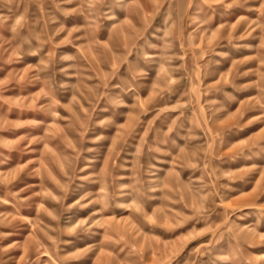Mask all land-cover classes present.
Here are the masks:
<instances>
[{
	"label": "rangeland",
	"instance_id": "rangeland-1",
	"mask_svg": "<svg viewBox=\"0 0 264 264\" xmlns=\"http://www.w3.org/2000/svg\"><path fill=\"white\" fill-rule=\"evenodd\" d=\"M0 264H264V0H0Z\"/></svg>",
	"mask_w": 264,
	"mask_h": 264
},
{
	"label": "bare ground",
	"instance_id": "bare-ground-1",
	"mask_svg": "<svg viewBox=\"0 0 264 264\" xmlns=\"http://www.w3.org/2000/svg\"><path fill=\"white\" fill-rule=\"evenodd\" d=\"M241 18L238 19V21L240 20Z\"/></svg>",
	"mask_w": 264,
	"mask_h": 264
}]
</instances>
